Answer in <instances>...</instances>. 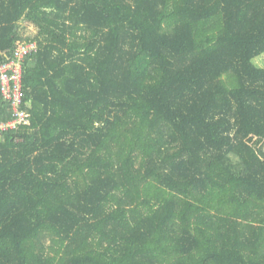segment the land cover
Here are the masks:
<instances>
[{
  "label": "trees",
  "instance_id": "trees-1",
  "mask_svg": "<svg viewBox=\"0 0 264 264\" xmlns=\"http://www.w3.org/2000/svg\"><path fill=\"white\" fill-rule=\"evenodd\" d=\"M21 41L0 264H264V0H0Z\"/></svg>",
  "mask_w": 264,
  "mask_h": 264
},
{
  "label": "built area",
  "instance_id": "built-area-1",
  "mask_svg": "<svg viewBox=\"0 0 264 264\" xmlns=\"http://www.w3.org/2000/svg\"><path fill=\"white\" fill-rule=\"evenodd\" d=\"M37 51L35 41L18 42L13 57L0 65V97L11 113V119L0 120V136L29 123L30 115L25 108L24 71L26 59Z\"/></svg>",
  "mask_w": 264,
  "mask_h": 264
},
{
  "label": "rangeland",
  "instance_id": "rangeland-1",
  "mask_svg": "<svg viewBox=\"0 0 264 264\" xmlns=\"http://www.w3.org/2000/svg\"><path fill=\"white\" fill-rule=\"evenodd\" d=\"M38 29L31 23L23 22L21 24L20 33L23 37H34ZM255 64L264 67V54L255 59ZM224 165L232 171H239L243 166L240 158L231 154L224 161Z\"/></svg>",
  "mask_w": 264,
  "mask_h": 264
}]
</instances>
